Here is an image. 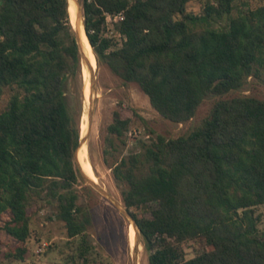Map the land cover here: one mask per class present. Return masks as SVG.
Wrapping results in <instances>:
<instances>
[{"label":"trees","instance_id":"trees-1","mask_svg":"<svg viewBox=\"0 0 264 264\" xmlns=\"http://www.w3.org/2000/svg\"><path fill=\"white\" fill-rule=\"evenodd\" d=\"M191 1L81 0L98 64L136 84L163 119L187 124L213 100L184 135L139 142L138 151L121 152L110 168L149 264H264L257 213L264 208V98L227 97L250 77L264 86V5L232 16L234 0H205L195 14L187 10ZM119 14L116 38L108 35L107 17ZM80 70L69 0H0V97L8 93L0 113L4 230L24 243L28 206L45 199L68 237H83L85 256L90 217L77 191L84 182L82 114L67 95ZM130 123L115 112L108 148L127 146ZM194 242L203 248L187 258L185 246ZM25 253L18 247L8 256Z\"/></svg>","mask_w":264,"mask_h":264},{"label":"rangeland","instance_id":"rangeland-1","mask_svg":"<svg viewBox=\"0 0 264 264\" xmlns=\"http://www.w3.org/2000/svg\"><path fill=\"white\" fill-rule=\"evenodd\" d=\"M79 1L81 3V0ZM204 3L205 0H193L188 4L187 10L200 14ZM261 5H264V0H234L232 16ZM73 12L71 5L72 25H74L72 15H75ZM228 20V17L225 18L221 24L228 23ZM114 21V18L107 21L110 36L115 35L112 31ZM80 22L84 26L83 16ZM115 37L120 38L117 34ZM81 41L90 62V52L82 38ZM87 71L86 64L81 59V70L70 80L67 95L72 107L81 111L82 114L81 140L83 138L85 140L80 145V166L82 160L86 158L91 166V172L87 175L109 195L102 194L84 179V182L77 186L79 203L90 217L85 237L91 245V250L87 255L81 256L79 248L84 243L83 237L69 238L65 223L55 216L54 206L47 203L45 199L34 198L28 206L30 235L24 243L18 242L4 230L9 214L0 216L1 264H149V253L144 247L143 237L141 234L137 236L132 220L124 212L127 209L110 167L121 152L129 154L138 151L139 142L148 141L158 134L172 138L184 135L193 129L197 121L208 112L213 100H205L191 122L176 124L163 119L152 108L148 96L136 84H125L120 77L110 71L106 64H98L95 59L92 67V73L95 76L93 90L91 89L92 76L89 78L90 83L87 82ZM89 93H93L91 123L88 119L91 104L87 100ZM240 93L264 98V86L260 80L250 77L243 90L232 92L227 97L237 96ZM7 100L8 93L0 97V113L5 110ZM115 112H118L123 119L131 120L127 135L128 144L124 148H119L118 152L108 148L107 141V127L113 122ZM140 117L147 123H144ZM115 142L118 145V141L115 140ZM83 149L87 152L86 155ZM106 149L113 151V154L107 153ZM257 213L262 214L259 228L264 231V208H259ZM136 236L138 248L140 246L138 252L135 251ZM18 247L26 249L22 259L13 255L8 256V253H16ZM202 248V244L196 242L185 246L187 258H191L194 252Z\"/></svg>","mask_w":264,"mask_h":264},{"label":"water","instance_id":"water-1","mask_svg":"<svg viewBox=\"0 0 264 264\" xmlns=\"http://www.w3.org/2000/svg\"><path fill=\"white\" fill-rule=\"evenodd\" d=\"M70 2V0H69ZM76 7H77V22H79L83 16V7L80 3L79 0H76ZM74 27V26H73ZM74 31H75V35H76V39H77V42H78V46H79V50H80V55H81V59L83 60V62L86 64V67L87 69L90 71V73L92 72L91 71V65H90V62H89V59L88 57L86 56V53H85V50H84V46L82 44V41H81V36H80V32L79 30L77 29V27H74ZM92 77H91V89L93 90L94 87H95V76L93 73H91ZM90 110H89V113H88V119H89V122L91 123V119H92V103H93V100H90ZM85 139L83 138L81 140V143H83ZM79 150V149H78ZM78 150L76 152V160H77V155H78ZM78 162V160H77ZM79 164V163H78ZM79 167H80V170H81V175L83 177L84 180H86L89 184H91L94 188H96L99 192H101L102 194L106 195V196H109L102 188H100L96 182H94L85 172L84 170L82 169V167L80 166L79 164ZM125 214L130 218V220H132V223L136 229V233H137V236L140 234L139 232V229L137 227V223L135 221V219L133 218V216L131 215L130 212H128L127 210L124 211Z\"/></svg>","mask_w":264,"mask_h":264},{"label":"bare ground","instance_id":"bare-ground-1","mask_svg":"<svg viewBox=\"0 0 264 264\" xmlns=\"http://www.w3.org/2000/svg\"><path fill=\"white\" fill-rule=\"evenodd\" d=\"M73 6V9H74V12H75V15L73 14H71L72 15V17H73V26L74 27H77V29L79 30V32H80V36H81V38H82V40H83V43H84V45L86 46V48L89 50V52H90V65H91V71H92V67H93V63H94V61H95V59H96V56H95V54H94V52H93V49H92V47H91V45H90V42H89V40H88V38H86L87 37V35H86V32H85V28H84V26L82 25V23L79 21V22H77V12H76V10H77V7H76V3H75V0H70V2H69V12H70V6ZM72 12V11H71ZM73 12V13H74ZM92 73V72H91ZM91 73H90V71L88 70L87 71V78H88V83H90V77H91ZM91 91V90H90ZM91 95H93V93H89V95H88V101H90V100H92V97H91ZM83 152H84V154L86 155L87 154V152L83 149L82 150ZM82 169L84 170V172L86 173V174H88V173H90L91 172V166H90V162L86 159V158H84L83 160H82ZM136 231V230H135ZM134 231V232H135ZM133 232V233H134ZM135 234V233H134ZM137 234V233H136ZM135 238V237H134ZM135 245H136V249H135V251H139L140 250V246H139V248H138V243H137V236H136V238H135ZM134 249V248H133Z\"/></svg>","mask_w":264,"mask_h":264},{"label":"built area","instance_id":"built-area-1","mask_svg":"<svg viewBox=\"0 0 264 264\" xmlns=\"http://www.w3.org/2000/svg\"><path fill=\"white\" fill-rule=\"evenodd\" d=\"M112 18H114L115 21L118 20V19H122V14H119V15H117L115 17H112L111 15H108V17H107L108 20H111Z\"/></svg>","mask_w":264,"mask_h":264}]
</instances>
